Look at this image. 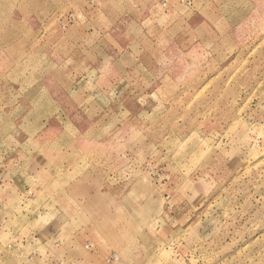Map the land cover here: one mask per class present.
Returning a JSON list of instances; mask_svg holds the SVG:
<instances>
[{
  "label": "rangeland",
  "instance_id": "374dc122",
  "mask_svg": "<svg viewBox=\"0 0 264 264\" xmlns=\"http://www.w3.org/2000/svg\"><path fill=\"white\" fill-rule=\"evenodd\" d=\"M0 264H264V0H0Z\"/></svg>",
  "mask_w": 264,
  "mask_h": 264
}]
</instances>
